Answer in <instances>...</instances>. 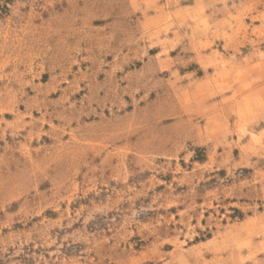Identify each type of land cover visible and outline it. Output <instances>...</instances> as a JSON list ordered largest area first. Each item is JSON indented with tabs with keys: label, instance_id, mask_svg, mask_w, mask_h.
Wrapping results in <instances>:
<instances>
[{
	"label": "rangeland",
	"instance_id": "obj_1",
	"mask_svg": "<svg viewBox=\"0 0 264 264\" xmlns=\"http://www.w3.org/2000/svg\"><path fill=\"white\" fill-rule=\"evenodd\" d=\"M0 264H264V0H0Z\"/></svg>",
	"mask_w": 264,
	"mask_h": 264
}]
</instances>
